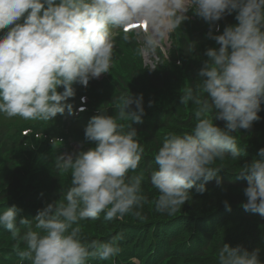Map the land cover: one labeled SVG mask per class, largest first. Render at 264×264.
Masks as SVG:
<instances>
[{"label": "clouds", "instance_id": "1", "mask_svg": "<svg viewBox=\"0 0 264 264\" xmlns=\"http://www.w3.org/2000/svg\"><path fill=\"white\" fill-rule=\"evenodd\" d=\"M189 10L209 25L207 38L219 47L206 50L197 82L181 90L179 102L194 105L196 124L191 132L165 135L149 176L158 190L155 200L143 194L144 173L130 175L137 172L145 151L131 127L143 122V97L124 95L118 115L101 109L90 118L85 138L94 148L55 158L56 171L70 175V186H62L59 200L32 219L22 218L23 210L15 205L0 214V226L16 242L21 261H109L121 254L123 235L107 242L87 240L82 221L98 220L101 213L106 221L141 218L145 205L153 203L156 213L173 216L192 199L193 188L203 194L208 182L222 184L218 173L223 168L215 167L216 162L244 155L233 133L251 129L264 105V0H0V114L41 122H50L66 108L72 112L67 101L76 95L74 85L87 87L110 72L113 32H121L124 42L135 33L143 42L140 52L154 54L189 19ZM232 14L236 23L215 34L220 32L218 22ZM117 119L130 121L127 129ZM217 120L225 126H217ZM257 155L241 166L236 178L247 181L241 207L264 216V148ZM216 264L264 261L259 248L249 251L223 243Z\"/></svg>", "mask_w": 264, "mask_h": 264}, {"label": "trees", "instance_id": "2", "mask_svg": "<svg viewBox=\"0 0 264 264\" xmlns=\"http://www.w3.org/2000/svg\"><path fill=\"white\" fill-rule=\"evenodd\" d=\"M232 17L235 18L233 15H226L217 25L220 32L215 34H222L223 28L227 26L226 22H230ZM187 22L188 21L185 20L181 28L177 29L176 38L180 44V48H182V57L189 59L191 56L190 52L195 51V53H201L211 39L207 38V33L209 31V26L207 24ZM119 41H122V39L120 38ZM131 42L132 39L128 42L122 41L120 47L117 50L115 49L112 67L109 72L112 81L111 88L101 85L104 81L100 83L95 82L93 83L95 87L92 94L96 96L99 93H107L111 89L114 90V92L117 93V97L106 104V106L110 105V111L113 112L111 114L114 116L118 115L119 106L122 103L113 102L115 100H120L119 98L124 95H132L134 97H140L141 95L144 97L145 95V97L148 96L151 99L162 96L165 102L172 104L173 108L179 111L178 106L181 104L179 98L182 87H178L176 91H165L160 94L153 91L152 89L160 87V85L162 86V80L156 75L155 71L152 72L141 69L135 60L129 63V59L133 57V54L131 50L126 49L125 45H130ZM213 47H219V45L214 43ZM108 76L109 74L104 80H106ZM190 80L188 86L194 85V77L191 76ZM133 105L135 106V104ZM189 105H191V103ZM112 106L115 107L111 108ZM148 109L152 110L154 107H149ZM170 118L171 117L167 118L161 128H168L167 125L169 124L168 121ZM117 120L118 122H125L119 119ZM128 123H130V121H128ZM217 123L221 125L223 121L217 120ZM138 125L139 124L136 122L131 123V127L135 128L139 133L142 129ZM158 125L159 121L155 123V127ZM78 126L80 127L81 123H79ZM149 134L150 136L144 140L141 138L142 135L141 137L138 136V140L145 149V152L148 151L146 155L151 157V155L155 156L157 150L162 146L160 145V138L158 137L159 132L156 131L155 128L153 131H150ZM242 135L246 143L250 142L248 147L243 151L244 155L239 157L238 160L232 159V161H230L231 157L225 158L230 162L232 167H224L223 165L215 166L223 168V170L218 173V176L222 180L220 186L212 185L216 184L215 180L208 182L207 184L210 187L205 193L192 196V199L186 202L184 207L181 206V211L173 216L156 213L153 208L149 207V204L145 205L141 218H136L133 215H126L122 220L117 221L115 225L117 226L120 224L124 226L121 230H129L131 232V237L128 239L123 238L119 242V246L127 248L133 255L136 254H134L130 246L137 249V253H140L142 264H200L197 263L196 260L207 261L206 264H212L210 262L213 256L212 253H216L217 249L222 246L223 243L232 246L243 245L247 249L259 248L260 255L264 257L263 221L259 222L254 219L240 221L231 214L225 217L220 216L216 221L212 220L215 215L223 213L227 207L225 201H227L228 206H236L246 201L242 192H232V189L243 190L247 186V181L237 179L236 174L239 173L243 164L250 163L254 159L259 158L257 155L259 151H257V149H259V147L264 148V126L261 127L260 124H257L255 127L252 126L251 129L245 130V133L243 132ZM234 165L236 169H232ZM149 172H151V170ZM15 183V178L11 179L8 175L7 168L1 167L0 164V193L2 192L3 186H5V188L8 186L15 187ZM142 189L143 194L148 197L149 201L155 200V191H148L145 187V183L142 184ZM2 196L3 195H0V198ZM194 202H202V204L208 203L206 206L210 209L200 212L199 210L202 209L201 207L193 211L191 209L194 208ZM241 214L243 215V213ZM101 215L105 218V213H101ZM86 221H92V223L89 224L84 221L85 223L80 226L82 228V235L87 240L99 239L107 242L114 236H117L116 230L108 232L103 230L106 222L112 221H104L103 219ZM151 232L156 239H158L160 248H164L161 242L162 236L164 235L168 238L169 249H172L173 245L182 248V245L191 242V251L173 252L162 259L160 258L155 261L149 260V254L147 252L141 253L139 241L144 243ZM133 233H138L140 235L132 236ZM169 234H172L171 238ZM171 239H173V244L170 242ZM135 241H137L136 245L133 243ZM15 243L16 242L11 237L0 238V256L10 263H13V255L17 254L14 248ZM136 258L139 257L136 255ZM0 263L7 264L2 260H0ZM107 263V261L97 258L93 264Z\"/></svg>", "mask_w": 264, "mask_h": 264}, {"label": "rangeland", "instance_id": "3", "mask_svg": "<svg viewBox=\"0 0 264 264\" xmlns=\"http://www.w3.org/2000/svg\"><path fill=\"white\" fill-rule=\"evenodd\" d=\"M150 54H152V53H149V55ZM147 62V61H146ZM243 132H244V130L243 129H241ZM249 134V133H248ZM247 134V135H248ZM261 149V147H259V149L258 150H260ZM230 161H232V158H230ZM216 165H223L224 167H232L231 166V164H230V162L229 161H227L226 159L225 160H223V161H217L216 162ZM215 165V166H216ZM232 169H236V167H235V165L233 166V168ZM232 192H242L243 193V190H239V189H237V190H235V188L234 189H232ZM229 193V192H228ZM226 194V193H225ZM224 195V194H223ZM224 198V197H223ZM206 205H208V203H204V204H202V202H194V204H193V206H194V208H192L191 210H193V211H195V210H197V209H199V208H201L202 207V209H200L199 211L201 212V211H203V210H208V209H210V208H208ZM185 206V204L183 205V207ZM149 207L150 208H153V210H154V204H149ZM189 209V208H188ZM155 211V210H154ZM159 216V215H158ZM100 218H102L101 216H100ZM104 220H105V218H104ZM120 220H122V219H115V220H113L112 222H106V224H105V227H104V231H114V230H116V225H115V223L117 222V221H120ZM89 224H91L92 223V221H89L88 222ZM212 258L210 259V262L212 263V264H215L216 263V253H212ZM134 263H137L136 261H133ZM196 262L197 263H200V264H206V262L207 261H199V260H196Z\"/></svg>", "mask_w": 264, "mask_h": 264}]
</instances>
